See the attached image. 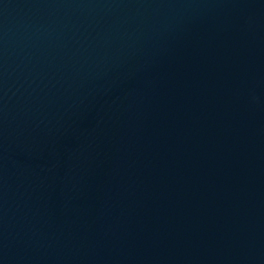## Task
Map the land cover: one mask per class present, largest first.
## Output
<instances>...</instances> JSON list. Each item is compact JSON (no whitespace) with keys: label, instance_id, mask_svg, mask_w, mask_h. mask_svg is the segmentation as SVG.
<instances>
[{"label":"water","instance_id":"obj_1","mask_svg":"<svg viewBox=\"0 0 264 264\" xmlns=\"http://www.w3.org/2000/svg\"><path fill=\"white\" fill-rule=\"evenodd\" d=\"M0 264H264V0H0Z\"/></svg>","mask_w":264,"mask_h":264}]
</instances>
